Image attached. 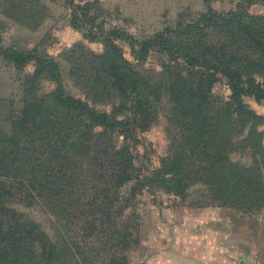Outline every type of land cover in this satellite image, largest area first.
Masks as SVG:
<instances>
[{
	"label": "trees",
	"instance_id": "16d2710c",
	"mask_svg": "<svg viewBox=\"0 0 264 264\" xmlns=\"http://www.w3.org/2000/svg\"><path fill=\"white\" fill-rule=\"evenodd\" d=\"M91 36L105 45L98 58L104 78L96 75L95 82L135 96L133 111L121 118L67 93L54 60L5 52L16 66L34 61L36 69L24 84L23 106L12 115V135L0 141V264H127L126 254L140 245L138 198L152 189L183 195L199 183L204 187L200 206H230L247 214L264 207L261 168L234 163L229 156L234 147H258L260 118L243 98L264 103V83L244 69L245 57L237 60L231 48L264 54L263 18L209 10L179 31L167 29L142 40L121 29ZM181 38L193 43L178 49ZM116 42L128 44L136 60L151 51L168 58L158 99L163 105L167 96V109L177 111L170 134L179 152L160 169H147L138 151V129L146 127L157 100L150 93L153 82ZM218 76L231 90L227 102L210 95ZM43 77L55 85L48 93H38ZM223 122L228 125L225 153L211 142ZM20 206L42 207L57 222V237Z\"/></svg>",
	"mask_w": 264,
	"mask_h": 264
},
{
	"label": "rangeland",
	"instance_id": "374dc122",
	"mask_svg": "<svg viewBox=\"0 0 264 264\" xmlns=\"http://www.w3.org/2000/svg\"><path fill=\"white\" fill-rule=\"evenodd\" d=\"M75 6L85 8L75 9ZM209 10L218 13L240 12L264 19V0H0V141L11 137L12 115L23 106L24 84L36 69L34 61L24 67L16 66L6 58V51L54 60L60 67L67 93L88 102L98 111L111 115L119 113L118 117L121 118L126 115V110L133 111L135 96L121 95L117 87L107 84L105 79L104 83L107 85L100 86L95 82L96 75L104 78L98 58L104 54L105 45L102 40L91 41L89 37L99 30L107 35L112 29H121L142 40L167 29L179 31ZM215 36L222 39L220 34ZM231 39L240 40L237 37ZM176 41L178 49L193 43L192 39L186 38ZM116 44L123 50L124 57L137 66L148 81L153 82L154 89L150 93L157 100L150 109L153 115H148L146 127L138 129V151L143 158L140 160L147 169H160L179 152L178 147H173L170 134L173 132L171 127L178 122L177 111L172 113L167 109V96L163 98V105L159 104L160 98L158 99L165 87V78L161 79L164 72L162 63L168 62V58L151 51L144 59L136 60L128 44ZM235 46L241 44L236 42ZM231 51L239 61L245 57L242 62L244 69L257 81L264 83V54L250 52L247 47L241 48L238 53L234 47ZM218 78L219 81L210 89V95L215 100L227 102L230 100L231 90L221 76ZM38 86V93H48L55 87L45 77L39 81ZM100 91L106 95L102 96ZM243 99L249 109L260 118L256 127L259 134L258 147L253 150L234 147L229 156L234 163L261 168L264 176V103H259L252 97ZM227 129L228 125L223 122L218 138L211 140L213 145L218 143L221 146L223 153L229 149L228 145L225 146ZM247 131L241 139L247 135ZM201 190L204 187L198 183L183 195L158 188L144 191L136 205L141 218L140 245L126 254L127 264H143L146 256L151 259L154 254L157 256L161 248L167 247L165 243L161 245V241L174 239L175 226H179L176 222L180 218H203L199 220L201 223L217 217L230 218L231 231L235 234H238V224L233 221L240 220L242 229H245L249 237L248 242H252L251 235L264 231V207L247 214L230 206H200L198 198L201 197ZM18 208L40 222L53 239L57 237L58 224L52 221L42 207ZM196 226L199 224L189 227ZM199 228H202V224ZM68 240L71 241L70 237ZM173 243L172 240L169 246L172 252L175 249Z\"/></svg>",
	"mask_w": 264,
	"mask_h": 264
},
{
	"label": "crops",
	"instance_id": "0c3cea01",
	"mask_svg": "<svg viewBox=\"0 0 264 264\" xmlns=\"http://www.w3.org/2000/svg\"><path fill=\"white\" fill-rule=\"evenodd\" d=\"M199 220L203 218H180L176 224L181 227L175 226L174 239L162 240L161 245H167L165 250L161 248L153 259L146 256L143 264H240L243 260L246 264H264V231L251 235L252 242H248L240 220L233 221L238 224V234L232 233L230 218ZM194 224H202V228L189 227ZM172 240L173 252L169 250Z\"/></svg>",
	"mask_w": 264,
	"mask_h": 264
},
{
	"label": "water",
	"instance_id": "95a60500",
	"mask_svg": "<svg viewBox=\"0 0 264 264\" xmlns=\"http://www.w3.org/2000/svg\"><path fill=\"white\" fill-rule=\"evenodd\" d=\"M240 264H245V262L244 261H241Z\"/></svg>",
	"mask_w": 264,
	"mask_h": 264
}]
</instances>
